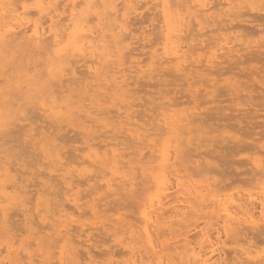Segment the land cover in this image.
<instances>
[{
    "label": "bare ground",
    "instance_id": "obj_1",
    "mask_svg": "<svg viewBox=\"0 0 264 264\" xmlns=\"http://www.w3.org/2000/svg\"><path fill=\"white\" fill-rule=\"evenodd\" d=\"M153 1L160 7L163 20L160 36L152 39L160 40L153 42L151 39V45L144 42L143 46H149L152 50H147L148 58L140 60L143 47L139 50L138 46L141 45L138 42L145 41L149 35H146V31L149 30L142 26L140 32L132 24L134 18H143L134 16L141 13L140 9L145 3L150 5ZM153 1L148 4V0H0V135L13 124L14 128L12 126L13 129L9 128V131L13 130V133L19 132L21 135L20 129L15 130V124H25L19 127L26 131L23 134L37 129V133L44 136L42 149L46 154L45 165L42 164L40 170L43 177L39 176V179L36 176L37 183L27 180L28 184L31 183L27 187L24 183L26 178H20L22 171L17 172L19 177L15 176V171L22 170L19 166L24 163L17 168L16 163H12L16 156L10 161L13 155L6 153L8 148L5 150L4 146H0V264H86V260L89 264H100L101 260L97 261L98 258L91 253L97 251L99 254V248L108 241H113L115 246L112 245L120 250H115L112 246L114 250L100 252L103 253L99 257L103 259L101 264H112L115 260L113 258L119 254L124 257L120 261L117 259L119 255L116 258L118 263L114 261L116 264H229L232 255L229 253L232 250L237 255H232V260L237 264H264V247L262 249L260 245L259 249L256 246L258 243L251 237L253 244L251 241L247 243L250 231L252 234L264 232V157L260 156L264 154V133L257 139L253 138L255 143L244 140L239 134L228 136L233 141L222 136L238 147L231 143L232 149L235 148L233 157L237 153L241 155L240 150L243 152L251 147L253 152L245 159L250 167L246 166L249 169L244 173L249 171L248 175L251 173L254 176L249 178L253 182L249 184V188L237 187L231 190L232 186L228 189L226 186H218L219 178H214V170L210 167L212 161L203 155L211 141L203 153L199 152L203 149H199L203 142L200 141L201 131L208 118L203 117L207 112L202 108L203 101L198 100L203 95H199L201 91L198 86L199 82H203L202 76L207 75L206 79L213 82L217 80L215 74L220 72L224 64L231 61L242 63L245 55V58L251 57V60L246 58L250 62L253 56H257L260 61L264 60V56H261L264 53V27L258 30L256 29L259 27L255 28L262 33V36L260 33L257 37H261L259 41L255 40L256 37L254 41L246 40L250 39L249 35L252 33L248 25L254 21L246 18H250V14L256 15L252 12L254 10L264 11V0ZM155 4L151 6L156 8ZM244 9H249L251 13ZM258 18L256 16L255 20ZM212 26L215 29H210ZM207 28L209 30L205 31ZM137 32L141 35L138 36ZM150 32L152 35V31ZM248 52L257 54L249 56ZM11 68L13 71H10ZM165 68L171 70L172 74L176 73L174 76L169 75L173 76V81H185L182 84L187 87L193 106H179L181 101L173 94L178 93V89L180 92L182 88H160L155 92L158 96H149L150 99L139 101L146 96H136L139 90L133 86L144 78L150 81L154 78L161 79L163 75L160 72ZM173 81L163 80L160 85H175ZM212 84L214 88L218 83ZM210 90L207 94L215 95V90ZM233 90L237 92V88L234 87ZM21 99L25 100L23 103L27 104L26 107L30 104L38 105L39 110L36 111V107L31 106L37 113L33 114L36 120V115H41L39 111L43 112L42 116H45L46 121L48 118L64 120L69 127L62 124L61 129L66 125L65 128L69 129H66L67 134L58 135L53 129L59 128L56 127L58 125H55V120L53 128V125H46L49 122L44 123L45 126L41 123L36 126L37 121L35 125L30 123L29 120L34 122V119L29 116V110L28 112L22 108L24 104H20ZM232 106L234 108L229 113L225 112L223 115V109L217 112L216 115L220 114L218 116L221 118L217 116V119L221 124L225 115V120L230 122L229 118L236 119L244 112L236 110L239 108L237 103ZM241 106L239 110L243 107ZM141 107L142 112L152 113L143 114L139 109ZM22 112L27 113L26 116ZM240 117L241 121L235 122H250L244 119L247 116L243 119L242 115ZM25 119L28 123L24 122ZM27 127L29 128L26 129ZM50 127L53 131H50ZM245 128H240L243 130L242 134L246 131ZM248 128H251V133L255 129L254 126ZM102 129L105 130L99 134ZM34 131L30 134L32 137L37 136ZM70 131L78 135L75 133L73 137ZM6 133L3 134L5 137L9 132ZM248 133L245 132L246 135ZM68 134L70 136H66ZM4 136H1V140ZM75 136L79 137L75 139ZM21 137L18 136L19 139ZM69 137L76 140L73 142L82 139L85 144L83 148L77 146L71 149L72 152H79H74V158L71 157L73 153L66 155L71 151L65 150L71 145ZM218 137L221 141L220 135ZM210 138L209 135L208 140ZM21 140L20 142L23 141ZM205 142L202 146L208 144ZM215 142L212 147L213 144L216 145ZM225 142H222L224 146L227 145ZM28 143L25 142L27 148L24 147V152L27 150V153L31 151L27 146L31 141ZM67 143L69 145L66 147ZM195 145L196 147L191 148ZM186 146L189 147L186 150H192H189L187 156L189 154L190 157L191 152L196 153L198 150L195 163L210 168L203 172L204 168L197 166L202 172L195 176L189 175L193 160L188 162V166V163L185 164L187 159L181 161ZM214 147L213 151H225ZM20 149L18 151L21 152L22 147ZM32 150L36 154L34 147ZM18 151L16 153L19 154ZM38 151L35 160L41 156ZM30 153L33 154L32 151ZM21 154L24 155H19ZM22 158L23 156L20 159ZM241 160L238 161L239 165H244ZM18 163L21 164V161ZM36 163L38 164L37 161ZM28 164L26 167L32 169L31 164ZM25 168L23 170L27 169ZM35 169L30 170L31 174ZM39 182L42 189L36 188L37 197L29 192V195H35V199L32 195L29 200L37 198V201L27 206V191L32 192L33 189H28ZM141 189L143 193L138 198ZM135 198H138L134 208L136 214L130 210L131 216L128 211L123 214L122 209L127 205L125 201ZM30 201L29 204H32ZM16 206L20 208L17 209L20 213L22 211L24 220L21 219L25 221L24 224L20 220L18 224L14 222ZM128 215L137 216L131 220ZM15 223L17 226L24 225L23 230L18 228L22 230L21 233H27L26 236L24 233L23 236H17V233H21L11 225ZM13 230L17 233L14 234ZM99 234L109 238L104 240L102 236L103 239H98ZM244 236H247V244ZM229 238L236 243L233 244L236 249L229 246ZM240 240L244 242L241 243ZM95 247L98 249H94Z\"/></svg>",
    "mask_w": 264,
    "mask_h": 264
},
{
    "label": "rangeland",
    "instance_id": "obj_2",
    "mask_svg": "<svg viewBox=\"0 0 264 264\" xmlns=\"http://www.w3.org/2000/svg\"><path fill=\"white\" fill-rule=\"evenodd\" d=\"M147 1V0H146ZM149 1V3L148 4H150V1L151 0H148ZM153 1V0H152ZM157 1V0H156ZM145 2V1H144ZM151 4L154 6V1L153 2H151ZM151 4L150 5H147L146 3H145V5L140 9V14L139 15H137V16H134V17H138V18H141L140 16H142L143 18L140 20V19H137V18H134L135 20H133L134 21V24H132L133 25V28L135 29V28H137V30H139L140 32H141V28L140 27H142V26H146L145 28H146V30L148 29L149 31H152V35H151V32L149 33V31H146L147 33H146V35L147 34H149V35H147L148 37H149V39H148V37L145 39V41L144 40H142V41H140V42H138L139 43V45H141V46H138V44H136L139 48V50H141L140 52H141V56H140V60H143V59H146V58H148V51H149V49H150V51L152 50L151 48H149V46H147V48L145 47V46H143V45H145V44H149V45H151V39L152 38H156L157 39V37H159L160 36V34L159 33H161V25H162V15H161V10H160V7H158V6H156V4H157V2H156V4H155V7L156 8H153V6H151ZM150 6V7H149ZM149 9V10H148ZM154 11H153V10ZM247 10H249V9H247ZM246 9H244V11H247ZM250 11V10H249ZM248 11V12H249ZM253 13L255 12L256 13V15H254V14H250V18H252V19H250V18H248V16H247V18L244 16V18L243 19H249V20H254L253 21V24H249L248 25V23H245V25L247 26L248 25V27L250 28V30L252 29V31H250V32H252V33H250L251 35H249V37H250V39H246V40H248V41H250L251 39V41H254V37H256L255 38V40L256 41H259L260 40V38H257L258 37V35L261 33H259V31H256V30H258V29H260V28H263L264 27V18H260V16H264V11H256V10H254V11H252ZM154 13H156V15L154 14ZM249 13H251V11L249 12ZM155 15V16H154ZM247 15V14H246ZM256 16H258L259 18H258V20L256 21L255 20V17ZM254 17V18H253ZM145 21L144 23L143 22H141V21ZM237 20V22H239V20H240V18H239V20L238 19H236ZM235 20V21H236ZM136 21V22H135ZM140 21V22H139ZM241 21V20H240ZM150 22V23H149ZM154 22V23H153ZM161 22V23H160ZM256 22H257V24H258V26H257V24H256ZM234 23H236V22H234ZM157 26L158 24H159V27L158 28H160L159 29V31H158V28L155 26V25ZM137 25V26H136ZM252 25H256L255 27H254V30H255V28L256 27H259V28H257L255 31L253 30V27H252ZM139 26V27H138ZM153 26H154V28H153ZM216 27V26H215ZM139 28V29H138ZM209 28V27H208ZM205 29V31L206 30H209V29ZM213 29L214 28V26H212V27H210V29ZM249 28L247 29L248 31H249ZM150 29H154V30H150ZM215 29V28H214ZM245 30V29H244ZM140 32H137V34H138V36H139V34H140ZM156 32L158 33V34H156ZM242 32V31H241ZM246 32V31H245ZM244 32V35L246 34ZM257 32V34L255 35V33ZM264 32V31H263ZM209 34V33H208ZM211 34V33H210ZM252 34H254V35H252ZM141 35V34H140ZM154 35V36H153ZM158 35V36H157ZM153 36V37H152ZM209 36V35H208ZM246 36H247V34H246ZM251 36H253V37H251ZM260 36V35H259ZM261 36H262V33H261ZM248 37V36H247ZM207 38V37H206ZM148 39V40H147ZM159 40L160 39H158V40H154V39H152V41L154 42V41H157V42H159ZM262 40V39H261ZM210 41V40H209ZM144 42H145V44H144ZM147 42V43H146ZM161 42V41H160ZM208 42V41H207ZM140 47H143L144 48V50H143V48H141L140 49ZM157 47V46H156ZM158 47H159V45H158ZM146 48V49H145ZM148 50V51H147ZM264 50V49H263ZM260 53L262 52V50L261 51H259ZM258 52V54H260ZM248 53H250V52H248ZM254 52H251L250 54H248L249 56H251V54H253ZM247 54V53H246ZM255 54H257V53H255ZM255 54H253V55H255ZM247 55V56H248ZM264 56V53L262 52V54H261V56ZM246 56V55H245ZM245 56H244V59L246 60H244V62L242 61V63L240 62L239 64H237V63H232V61L230 62V63H228V64H224L225 66H222L223 68L220 70V72H218V73H216L215 75H216V78H217V80L218 81H220V83L215 79V80H213V82L214 83H218V84H216L215 86H214V88L212 87V83L213 82H211V80H207L206 78H208V77H206L207 75H204V76H202L201 78V81H203V82H199L198 83V86H199V90L201 91V93H199V95L200 94H203V95H200L199 96V102H202L203 104H202V108H203V110H205V113L208 115V117H207V115L206 114H204L203 115V117H205V118H208V121H206L205 122V124H204V127H203V129H202V131H201V133H202V137L200 136V141L201 140H203V142H205V140H207L205 143L207 144V145H204V146H202V143L200 144L201 145V147L199 148V149H201V148H203V149H201V150H199V152H204L203 150H206V148H208V146H209V142H210V146H209V148H208V150L206 151V153L204 152L203 153V155H205L206 157L208 156V159L210 160V161H212V163H211V165H210V167H211V169L212 170H214L213 172H212V174L213 175H215L214 176V178L215 177H217V178H219V179H217L218 181V184H220V185H218V186H223V187H227V189L228 188H230L231 186V190H233V189H236L237 187H239V189H240V187L243 189V188H249V187H251V186H249V184L252 182L251 180H252V178L251 179H249L250 177H252V175L253 174H249L248 175V172H246V173H244V171H247L248 169L246 168V166H248V167H250L249 166V164H246V160H247V158H248V155H250V154H252V150L249 148H246V150L244 149L243 150V152L240 150V154L241 155H238L239 153H237L236 155H238V156H234L233 157V154L235 153H233V151H235L234 149H232V144L231 143H233L234 144V142H232L233 140H232V138H229V137H231L232 135H234V134H239L240 136H241V138H243L244 140H246V141H248V142H250V143H255V141H253V138H258V137H260V136H263V133H264V60L263 61H260L259 59H257V56H255L256 58H254V56L252 57V61L250 62L249 60H251L249 57V60L247 61V59L245 58ZM142 57V58H141ZM259 58V57H258ZM261 58V57H260ZM262 59V58H261ZM264 59V58H263ZM219 68H221V66H219ZM166 69V68H165ZM165 69H163L160 73L163 75L162 77H161V79H158V78H154L153 80H148V79H141L140 80V82H138V84H136V85H134L133 86V88L134 89H138L139 91H138V93L136 94V96H138V94H140L141 95V97L142 96H153V97H155V96H158L159 94L158 93H155V92H157L160 88L162 89V88H170V89H178V88H182V89H180L181 91L179 92V89H178V93L177 92H175L174 94H173V96H176V98L179 100V102H180V104H179V106L180 105H182V106H180L181 108L183 107V105H184V107H185V104H186V106H188V105H190V106H193V100H190L191 99V97L189 96V94L190 93H188L187 92V87L185 88V85H183L184 83L183 82H185V81H183V80H181V81H179V80H175V81H173V76H174V74H176L175 72H174V74H172L173 72H171V70H167L166 69V72H165ZM10 71H13V68H11L10 69ZM252 72H254L253 74H252ZM169 75H173V76H169ZM214 76V75H213ZM234 76H235V78H234ZM219 77H220V80H219ZM167 78L169 79V80H167ZM172 79V81L173 82H175L176 84L174 85H172V84H170V85H167V86H163V85H160V83L163 81V80H166V81H168V82H172V81H170ZM198 79V78H197ZM228 79H229V81H228ZM233 79V81L236 83H234L233 81H230V80H232ZM205 80V81H204ZM221 80H223V81H221ZM237 80V81H236ZM180 82V85H177V83H179ZM210 81V82H209ZM228 81V82H227ZM144 82V83H143ZM230 82V83H229ZM232 82V83H231ZM147 85H146V84ZM183 83V84H182ZM240 83V84H239ZM234 84V85H233ZM181 85H183L182 87H181ZM236 85V86H235ZM238 85V86H237ZM240 85V86H239ZM197 86V87H198ZM231 86H234L235 88H237V92H236V90H233L234 89V87L232 88ZM185 89H184V88ZM216 87V88H215ZM231 87V88H230ZM140 88V89H139ZM210 89H212V90H215V95H214V93L212 94V95H208L207 94V92L208 91H211ZM229 89V90H228ZM231 89V90H230ZM240 91H239V90ZM141 90V91H140ZM151 90H152V92H151ZM155 90V91H154ZM185 90V91H184ZM147 92V93H146ZM185 92V93H184ZM237 94H236V93ZM187 93V94H186ZM149 94V95H148ZM151 94V95H150ZM235 94V95H234ZM146 97L144 98V99H139V101H145V100H148V99H150V97L149 98H147L146 99ZM190 97V98H189ZM143 98V97H142ZM189 98V99H188ZM211 98H213V100H211ZM152 99V98H151ZM35 100V99H34ZM177 100V101H178ZM216 100V101H215ZM138 101V102H139ZM143 101V102H144ZM208 101H210V102H208ZM25 103V100L24 99H21L20 100V104L22 103V104H24ZM184 103V104H181V103ZM213 102V103H212ZM236 103H237V106H239V108H240V106L242 107L241 108V110H239V108H237V106H235V109L236 110H238V112L239 111H244L246 114L248 113V111L247 110H252V109H254V110H252L251 112H250V110H249V113L246 115L244 112H242L241 114H240V116L242 115V119H243V117H246V118H244L245 120H250V122L249 121H243L242 120V123L240 124L239 122L241 121V117L239 116L238 118H236V115H234L235 117L234 118H236V119H233L232 117H231V119L229 118L228 120H230V122H228V121H226L225 120V116H224V120L223 119H221L222 120V123L223 124H221V122L220 121H218V119H217V116L218 115H220V114H218V115H216L217 114V112H220L222 109L224 110H222L221 111V113L223 114V113H225V112H231L232 110H230L231 108H234V106H232V104H234V105H236ZM239 103V104H238ZM249 103H252V104H250L249 105ZM29 104V103H28ZM254 104V105H253ZM25 105H27V104H24L23 106H22V108H25V110L27 109V111L29 112V116H31V119H34V122H33V120H29L30 119V117L28 118V117H25V118H28V120L29 121H31L30 123H32L33 125H35V122L37 121V124H36V126L37 125H40V123H41V125H44L45 126V124L44 123H48V124H46L47 126L49 125V126H51V125H53L52 126V128L54 127V124H55V121H56V123L57 124H55V125H58V126H56V127H59L60 128V131H59V128L58 129H56L55 127L53 128V129H55L56 130V132L58 133V135L60 136V134L62 133H66V129L69 131V129L68 128H65V126L67 125V123L64 121V120H62V119H59V121H57V120H55V119H53V118H48V121H46V119H44V117L45 116H42V114H43V112L42 111H39L40 113H41V115H40V113H39V117L36 115V118H38L37 120L35 119V117L33 116V114L35 115V111L36 110H39L37 107H38V105H36L35 106V104H32V105H34V107H36V109H35V111H34V107H31L32 105L30 104V105H28L27 107L25 106ZM220 105V106H219ZM245 105H247V106H245ZM222 106V107H221ZM189 107V106H188ZM218 107V108H217ZM246 107V108H245ZM217 108V109H216ZM219 108H220V110H219ZM31 109H32V111H33V113H32V111H31ZM140 109V112H142L141 111V109H143L142 107L141 108H139ZM226 109V110H225ZM247 109V110H246ZM259 109V110H258ZM217 110V111H216ZM236 110H234V111H236ZM256 110V111H255ZM26 112V111H25ZM22 113H24V112H22ZM22 113H21V115H22ZM143 114H151L152 112H148V111H146V112H142ZM235 113V112H234ZM233 113V114H234ZM252 113V115H249V114H251ZM25 114H27V113H24V115ZM37 114V113H36ZM136 114H137V112H136ZM232 114V113H231ZM232 114V115H233ZM254 114V115H253ZM224 115V114H223ZM238 115V114H237ZM245 115V116H244ZM26 116V115H25ZM229 115H227V117H228ZM253 116H256V117H253ZM219 117V116H218ZM253 118V119H248V118ZM47 118V117H46ZM146 118H148V117H146ZM219 118H221V117H219ZM237 119H240V120H237ZM27 119H25L24 120V122H26V121H28ZM44 120L46 121V122H44ZM52 120V121H51ZM53 120H55V121H53ZM211 120V121H210ZM213 120V121H212ZM235 121H239V122H235ZM252 121V122H251ZM17 122H19V121H17ZM20 122H22L21 120H20ZM19 122V123H20ZM59 122H62V123H60L59 124ZM208 122V123H207ZM220 122V123H219ZM226 122V123H225ZM254 122V123H253ZM26 123H28V122H26ZM50 123H52V124H50ZM230 123H232V125L230 124ZM257 123V124H256ZM18 124V123H17ZM22 124V123H21ZM62 124H66L65 126H64V129H65V131H63L64 129H61V128H63L62 126ZM208 124V125H207ZM210 124V125H209ZM224 124H227V125H224ZM254 124V125H253ZM20 125V124H19ZM19 125H16L15 124V130H21V132H22V134L20 135L19 134V132H16L15 130V132L16 133H13V130L10 132L9 131V128L10 129H13L14 128V124L13 125H10L11 127H8V129H6V130H4L3 131V134L4 133H8L9 132V134H7V135H9V137H7V135H6V137L1 133V135H0V141L2 142L3 140H8V139H10V140H8V141H3L2 143H6L7 144V147L5 146L6 144L4 143V144H2L1 142V144H0V146H4L5 147V150L8 148V150H6V153L8 154H11L10 156H12L13 155V157H11V159H10V161L12 160V158H14V156H16V158H14L13 160H14V162H12V163H16V167L18 168V165H23V163H24V165L23 166H19V168H22V170H20L19 169V171L17 170V171H15V176L16 177H19L20 176V174H22L21 176H20V178L22 177V178H26V179H24V183H26L28 186L27 187H29V185L31 184L30 182L32 181V182H36L37 183V179L38 178H36V176L37 177H39V176H41V177H43V175L41 174V172H40V170L42 169V167L41 166H43V165H45V158H46V154H45V152H44V150L42 149L43 148V145H44V141H43V137L44 136H42V134H40L39 135V133H37V129H35V133H37V134H35V135H37L38 136V138H37V136L35 137V136H33L32 137V135H30V134H33V131H28L27 133L28 134H23V132H26L25 130H23L22 131V129L21 128H19V127H22L23 125H25V124H23V125H21V126H19ZM32 125V127H36V126H33ZM61 127H60V126ZM231 125V127H228V126H230ZM248 125V126H247ZM250 125V126H249ZM12 126H13V128H12ZM18 126V127H17ZM207 126H208V130H207ZM233 126V127H232ZM247 126V127H246ZM251 126H254V128L255 129H253L252 130V133L250 132L251 131V128H248V127H251ZM256 126H258V127H256ZM260 126V127H259ZM17 127V128H16ZM67 127H69L68 125H67ZM211 127V128H210ZM215 127L217 128V129H215ZM227 127V128H226ZM248 128V129H246V128ZM29 127H27L26 129H28ZM52 128L50 127V131L52 130ZM213 128V129H212ZM240 128H242V129H244L245 128V132L246 133H248L247 135L245 134V132L242 134L241 132L243 131V130H240ZM207 131H205V130ZM17 130V131H18ZM19 130V131H20ZM105 129H102L100 132H99V134L100 133H102L103 131H104ZM238 130V131H237ZM250 130V131H249ZM6 131V132H5ZM53 131V130H52ZM67 131V132H68ZM209 131V132H208ZM212 131V132H211ZM248 131V132H247ZM216 132V133H215ZM255 132V133H254ZM260 134H259V133ZM19 135H18V134ZM48 133V132H47ZM60 133V134H59ZM76 133V132H75ZM73 131L71 132L70 131V135L71 136H73L74 137V134H75ZM204 133H205V135H204ZM206 133H207V136H206ZM220 133V134H219ZM10 134H12V136L10 135ZM19 137H21L20 139L18 138V136ZM67 134V133H66ZM214 134V136H212ZM218 134V135H217ZM225 134V135H224ZM230 134H231V136H230ZM242 134V135H241ZM252 134V135H251ZM254 134V135H253ZM26 135V136H25ZM32 137H30V136ZM69 134L68 135H66V136H70ZM75 135H78L77 133L75 134ZM209 135L211 136V138H210V140H208V138H209ZM216 135V136H215ZM220 135V140L221 141H219V136ZM249 135V136H248ZM1 136H4L2 139L3 140H1ZM15 136H16V139H14L15 138ZM64 136V138H65V135H62V137ZM206 136V138H204ZM222 136H224V137H228L229 139H231L232 141H229V140H227V141H229V142H227L226 141V139L224 138V137H222ZM251 136V137H250ZM30 137V138H29ZM61 137V138H62ZM79 137V136H78ZM77 136H75V139L76 138H78ZM216 137H218V139L216 138ZM246 137V138H245ZM6 138V139H5ZM18 138V139H17ZM28 138L30 139L29 141H27L28 140ZM36 138H37V140H36ZM63 138V139H64ZM216 138V139H215ZM222 138H224V139H222ZM256 138V139H257ZM12 139V140H11ZM23 141H22V140ZM33 139V140H32ZM69 139L70 140H72L71 139V137H69ZM68 139V140H69ZM75 139H73L69 144H71V145H69L68 143L67 144H65L66 145V147L67 148H65V150H73V147H74V149H75V147H81V148H83L84 146H85V144H83L82 142V139H80L79 141L77 140V142H73V141H76ZM205 139V140H204ZM218 141V143H216L215 141ZM20 140L23 142V144H22V142H20ZM69 140V141H70ZM10 141V142H9ZM31 141V144L30 145H27L28 146V149L30 148V150L33 152V154L32 153H30V152H28L27 153V150H26V152H24L25 150V148H27V147H25L26 145H25V142H26V144L28 143V142H30ZM36 141V142H35ZM216 143V145H214L213 144V147L215 146H218V145H220V146H218V147H220V148H218V147H216V148H218V150H220L221 148H222V145H223V143L225 142L227 145L226 146H224L223 145V147H224V149L222 148V150H225V151H216V150H214L213 151V147L211 146L212 145V143H214V142ZM8 142V143H7ZM17 142V143H16ZM20 142V143H19ZM67 142V140L64 142V143H66ZM73 142V143H72ZM223 142V143H222ZM12 143V144H11ZM241 143V142H240ZM29 144V143H28ZM81 144V145H80ZM218 144V145H217ZM230 144V145H229ZM249 144V143H248ZM15 145V146H14ZM24 145V146H23ZM32 145V146H31ZM39 145V146H38ZM235 145V144H234ZM9 146V147H8ZM10 146H11V148H12V150H10ZM13 146H14V148H13ZM19 146V147H18ZM29 146H31V147H29ZM205 146H207V147H205ZM22 147V151L20 152V151H18V150H21L20 148ZM25 147V148H24ZM32 147H34V150H35V152H36V154L34 153V151L32 150ZM69 147H71V148H69ZM192 147H196V145L195 146H191V148ZM205 147V148H204ZM215 147H214V149H215ZM226 147H228L227 148V150H226ZM235 147H237L236 145H235ZM187 148H189L188 146H186L185 147V150L187 149ZM238 148V147H237ZM253 148V147H252ZM230 149V150H229ZM2 150L4 151V149L2 148ZM9 150H10V152H9ZM19 152V154L20 153H24V155H22L21 154V156H23V158L22 159H20L21 158V156L18 154V153H16L17 151ZM40 151V153L41 154H39V155H41L40 156V158L42 157V159H40L39 157V159H40V161H39V159H36L35 160V155H37L38 153H37V151ZM72 150L69 152V153H67L66 155L68 156V155H70L71 153H73L74 155H72L71 157H75V151L74 152H72ZM185 150H184V153H183V155L185 156H183L182 158H181V161H182V159L184 160V159H187V161H185L186 163L185 164H187L188 162L190 163L192 160H193V162L191 163L192 165H193V167H189L190 169V172H189V170H188V172L190 173H188L187 171V173L189 174V175H194L195 176V174L196 173H200V172H204V170L205 169H209L210 167L208 166H204L203 164H201V165H199L198 166V164L197 163H195V158L197 157L196 156V153H198L197 151L198 150H196L195 152L196 153H194V152H191L190 153V155L192 156L193 154H195L194 155V157H189V154H188V156L186 155L187 153H189L190 151L189 150H191V149H188V150H186L187 152H185ZM209 150H211L210 151V153H215V154H213L212 153V155L210 154V153H208V155H207V152L209 151ZM255 152H256V150L255 149H253ZM8 151V152H7ZM14 152V154H16V155H14V154H12L13 152ZM38 151V152H39ZM146 151V150H145ZM192 151V150H191ZM193 151H194V149H193ZM229 151V152H228ZM232 151V152H231ZM83 152V151H82ZM222 152V153H221ZM25 153H27V154H25ZM76 153H79L78 152V150L76 151ZM210 154V155H209ZM232 156H231V155ZM29 156V157H27V156ZM31 155H32V157H31ZM219 155V156H218ZM9 156V155H8ZM20 156V157H19ZM211 156H212V158H211ZM227 156V157H226ZM260 156H263L264 157V154L262 153V155H260ZM18 157H19V159H18ZM25 157V158H24ZM73 157V158H74ZM189 157V158H188ZM10 158V157H9ZM26 158H27V161L31 164V166L35 169V171L33 172V174H36V171H37V174L34 176L33 174H31L32 172H30V170L32 171V170H34L33 168L32 169H30L29 167H26V164H28V162L27 161H25L26 160ZM33 158H34V161H32L33 160ZM72 158V159H73ZM192 158V159H191ZM198 158V157H197ZM226 158H228V159H226ZM32 159V160H31ZM242 159V160H241ZM244 159V160H243ZM246 159V160H245ZM12 160V161H13ZM42 160V161H41ZM71 160V159H70ZM217 160V161H216ZM240 160L242 161L241 163H244V165L243 164H241V165H239V162H240ZM17 161V162H16ZM21 161V164L20 163H18V162H20ZM24 161V162H23ZM36 161L38 162V164L36 163ZM239 161V162H238ZM245 161V162H244ZM25 162H27V163H25ZM42 162V163H41ZM18 163V164H17ZM189 163L187 164V166L189 165ZM238 163V164H237ZM30 164H28L29 166H30ZM43 164V165H42ZM183 164V163H182ZM190 164V165H191ZM194 164H196V166L194 165ZM212 164H214V165H212ZM217 164V165H216ZM38 165V166H37ZM203 165V166H202ZM215 165H216V167H215ZM14 167H15V165H13ZM184 166V165H183ZM182 166V167H183ZM194 166H195V168H194ZM197 166L198 167H200V168H204V169H202V171H201V169L200 168H197ZM219 166V167H218ZM27 169H26V168ZM39 167V168H38ZM206 167V168H205ZM214 167H215V169H214ZM23 168H25L26 170H27V172H26V170H23ZM44 168V167H43ZM186 170L188 169V167L186 168V167H184ZM30 169V170H29ZM194 169V170H193ZM217 169H218V171H217ZM247 169V170H246ZM191 170H192V173H191ZM197 170V171H196ZM20 171H22V172H20ZM24 171V172H23ZM20 172V174H18V173ZM26 172V173H25ZM30 172V173H29ZM195 172V173H194ZM214 172H216V173H214ZM24 174V175H23ZM19 175V176H18ZM27 175V177H25ZM197 175V174H196ZM254 176V175H253ZM34 177V178H33ZM33 180H32V179ZM39 179H40V177H39ZM30 181L29 182V184H28V181ZM41 180H43V178H41ZM247 180V181H246ZM254 180V179H253ZM39 181V180H38ZM216 181V180H215ZM249 181V182H248ZM41 182V181H40ZM38 183L39 184V186H37L38 184H36L35 185V183L34 184H32L31 185V188L30 189H28V190H31V189H33L32 190V192L31 191H27V197H26V199L28 200V205L27 206H29V205H33L34 204V202L33 201H37V198H36V200H34L35 199V195H36V197H37V192H36V194H35V191H37L39 188H40V186L42 187V184L41 183ZM217 182H215V183H217ZM248 182V183H247ZM253 183V182H252ZM231 184V185H230ZM217 185V184H216ZM225 187V188H226ZM36 188H38L37 190H36ZM85 189H87L86 187H84ZM222 188V187H221ZM40 189H42V188H40ZM39 189V190H40ZM89 189V188H88ZM227 191H230V190H227ZM34 193V194H31V195H29L30 193ZM143 193V190L141 189L140 191H139V193H138V198H139V195H141ZM32 195H34V197H32ZM29 197H30V200H31V197L32 198H34L32 201H30L29 200ZM138 198H135L134 200H136V201H134V200H129V201H125V204H127L126 205V207H125V209H122L123 211V214L125 213L126 214V212L128 211V210H130V211H132L133 212V214H136V212H135V209L134 208H136V205H137V201H138ZM29 201L30 202H32V204H29ZM126 202H129V203H126ZM131 204V205H130ZM35 205H36V202H35ZM34 205V206H35ZM34 206H33V208H34ZM17 207V206H16ZM32 207V206H31ZM30 207V208H31ZM33 208H31V210L33 211ZM132 208V209H131ZM17 209H19L20 210V208H16V210H15V208L11 211L12 213V215H13V212H15V211H17V212H15L14 213V217L16 218L15 219V221H14V217L12 218V220L14 221V222H18L19 223V220H20V223H21V221H22V223L21 224H24L23 222H25V221H23L24 220V217H23V215H22V211H21V213L17 210ZM15 210V211H14ZM134 210V211H133ZM137 210V209H136ZM130 211H128V213H129V215H130ZM127 213V214H128ZM17 214V215H16ZM128 215V216H129ZM132 215V214H131ZM130 215V216H131ZM19 216V217H18ZM127 216V217H128ZM129 216V217H130ZM137 215H133L132 217L134 218V217H136ZM132 217H130V219L132 220ZM21 218H23V220L21 219ZM128 219V218H127ZM14 222H12V223H14ZM16 223L15 224H11L12 226H14L15 228H16V230H17V232H20L21 233V231L23 230V228H24V225H23V227L21 226V224H19L18 226L16 225ZM17 223V224H18ZM14 227H12V229H14ZM22 229L21 231H20V229ZM18 228V229H17ZM15 232V230H13V233ZM17 232H15L14 234H16ZM24 233V232H23ZM23 233H21V234H19V233H17V236H19L20 237V235H24ZM96 233H98V232H96ZM263 233V234H262ZM27 235V233L25 234V236ZM100 235V237L98 238V239H103V237L102 236H104V235H102V234H99ZM250 235H252V236H250ZM253 235H254V237H253ZM16 235H15V237H17ZM248 236V237H247ZM247 236H244V238H245V243H246V239L247 238H249L250 240L247 242L248 244H249V242L251 241L252 242V240L254 241L255 240V242L256 243H258V245H256V243H255V245L256 246H258L259 247V249H260V245H261V248L263 249V247H264V244H262V242L264 243V232H256L255 234H252V231H250V233L247 235ZM102 237V238H101ZM107 237L109 238V236H104V240L106 239L107 240ZM240 237H242V236H240ZM247 237V238H246ZM253 238L252 240H251V238ZM243 238V237H242ZM229 241H228V243H229V246L231 245V248L232 247H235V246H233V244L235 243V242H232L231 241V239L229 238L228 239ZM241 241V240H240ZM240 241H238V242H240ZM243 241V240H242ZM242 241H241V243H242ZM259 241V242H258ZM19 242V241H18ZM17 242V245L16 246H18L19 245V243ZM108 242H111V241H108ZM108 242H106L105 243V245H101L102 247H100L101 248V250H100V248H99V250H98V252H99V254L98 253H96L95 251V253L93 254V253H91L92 255H94L95 256V258L97 259V261H102L103 259H100L99 257H102L101 255H103V253H100V252H104L105 253V251L106 252H108V251H111L112 249L114 250V248H115V250H116V248L117 249H119L120 250V248L119 247H114L115 245H114V242L112 241L111 243H108ZM231 242H232V244H231ZM237 242V241H236ZM237 242V243H238ZM244 242V241H243ZM246 243V244H247ZM98 244H100V242L98 243ZM114 246H113V245ZM240 244V243H239ZM252 244H253V242H252ZM235 245H236V243H235ZM238 245V244H237ZM111 246V247H110ZM114 248H113V247ZM228 246V247H229ZM240 246V245H239ZM253 246V245H252ZM256 246H254V247H256ZM97 247H95L94 249H96ZM97 248V249H98ZM105 248V249H104ZM230 248V247H229ZM228 248V249H229ZM235 249H236V247H235ZM234 249V250H235ZM237 249H239V248H237ZM228 251V250H227ZM92 252H93V250H92ZM229 252V251H228ZM5 254V253H4ZM229 254H232V255H236V253H234L233 252V250H232V252L230 251V253ZM238 254V253H237ZM120 255V254H119ZM119 255H117V257L119 256ZM230 256V258H231V261H234V263L233 264H237V263H235V260L233 259L232 260V258H233V256ZM121 256V257H120ZM119 256V258H117V257H114L113 259H115L114 261H116V258L117 259H122L123 257H122V255H120ZM237 256V255H236ZM229 257H228V259H230ZM235 258V257H234ZM88 263H86V264H89V261L88 260H86ZM86 261H84V262H86ZM100 261V264L102 263ZM113 261V260H112ZM112 262V264H116L115 262ZM121 261V260H120ZM231 261L229 260V264H232L231 263ZM117 262V261H116ZM99 263V262H98ZM98 263H96V264H98ZM118 263V262H117ZM227 263H228V261H227ZM245 264V263H244ZM254 264H258V263H255L254 262Z\"/></svg>",
    "mask_w": 264,
    "mask_h": 264
}]
</instances>
